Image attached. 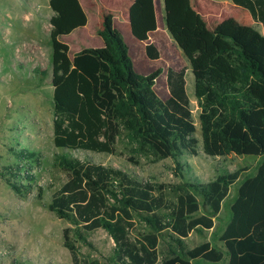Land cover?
I'll use <instances>...</instances> for the list:
<instances>
[{"label":"trees","instance_id":"trees-1","mask_svg":"<svg viewBox=\"0 0 264 264\" xmlns=\"http://www.w3.org/2000/svg\"><path fill=\"white\" fill-rule=\"evenodd\" d=\"M230 1L264 27V0ZM50 8L54 145L67 151L54 159V170L65 181L49 187V210L72 226L64 230L72 264H101L82 260L77 246H90L89 236L99 230L114 241L111 264H221L225 255L228 264H264V163L239 188L232 220L220 238L223 253L210 243L187 250L185 241L194 232L215 228L214 218L238 183L239 172L168 189L67 153L118 155L122 149L134 164L141 158L152 163L173 159L180 168L184 157L199 156L200 142L185 68L168 69L169 98L162 99L155 86L163 70L148 75L135 71L110 12L102 13L98 31L104 46L84 49L71 59L69 45L60 39L85 27L88 16L79 0H50ZM129 20L134 38L149 41L158 29L155 0H135ZM167 31L195 78L204 154L264 157V35L234 18L211 27L201 15L193 28L168 24ZM145 54L152 61L161 58L153 43ZM198 196L207 210L201 216ZM136 217L145 232H137ZM165 233L170 245H162Z\"/></svg>","mask_w":264,"mask_h":264},{"label":"rangeland","instance_id":"rangeland-1","mask_svg":"<svg viewBox=\"0 0 264 264\" xmlns=\"http://www.w3.org/2000/svg\"><path fill=\"white\" fill-rule=\"evenodd\" d=\"M47 1L0 0V264H72L71 253L64 246V230L72 226L49 210L52 200L49 187L51 184L59 187L65 181V176L54 170V159L57 154L65 155L67 150L54 145L53 48L46 27ZM159 4L168 10L165 28L168 24L193 28L197 15H201L211 27L234 18L264 35V27L250 12L230 0H159ZM160 26L159 31L166 33L162 35L170 39L159 36V42L156 41L161 52L160 62L149 60L142 43L131 36L130 27H122L135 71L146 75L158 67L164 72L169 68H185L190 72L184 54ZM164 78L165 75L157 79L155 89L162 99H167L168 86ZM187 92L196 121L200 154L195 158L184 157L180 168L173 159L152 163L141 158L139 164H134L122 149L118 155L67 153L82 160L113 166L140 181L164 185L168 189L188 183L205 184L221 175L239 172L240 179L231 187L215 229L221 234L232 219L231 208L238 198L240 186L256 175L264 157L206 156L202 150L192 72L187 78ZM30 154L35 156L31 158ZM12 184L19 188V193ZM198 200L202 207L198 216H201L207 210L203 198L198 196ZM136 224L137 232L146 231L138 217ZM208 238L206 232H195L185 241V248L192 250ZM161 239L162 245L173 243L168 233L161 235ZM212 241L218 239L213 236ZM89 242L90 246L77 243L81 259L111 264L115 244L108 234L99 230L89 236ZM193 264L212 263L193 261Z\"/></svg>","mask_w":264,"mask_h":264},{"label":"crops","instance_id":"crops-1","mask_svg":"<svg viewBox=\"0 0 264 264\" xmlns=\"http://www.w3.org/2000/svg\"><path fill=\"white\" fill-rule=\"evenodd\" d=\"M79 1L82 5L84 11L86 12V14L88 16V24L85 27L76 29L74 32H72L68 36L61 37V39H60L62 42L69 45V47H70L69 56L71 59H73L77 53L81 52L84 49L102 48L104 46V41L102 40V38H100L98 36V31L101 27V15L103 12H110L113 14L116 27L123 33V36H124L125 41L127 43L126 33L123 31L122 27H124V26L130 27L129 11H130V8L132 7L135 0H79ZM47 4H48V7H47L48 19H47L46 27H47V33L50 34V32H51L50 19L53 17L54 12L50 8V0L47 1ZM155 8H156V18H157L158 29L156 32H154L150 35L149 41L143 42V43L141 42L143 48H145L148 44L153 43L159 49L156 41L159 42V36L165 37L162 34H166V33H161V31H159L161 29L160 25H162V31H165V30L167 31V27L165 28V26H164V21L166 18H168V10L163 8L159 4V0H155ZM130 34H131V36H133L132 32H131V27H130ZM165 39L170 40L168 37H165ZM159 51H160V49H159ZM155 61L160 62L161 58L159 60H155ZM157 68H155V69H157ZM173 69H175V68H173ZM154 70H150L148 72V74H150ZM175 70L178 71L181 69H175ZM167 71H168V69H167ZM167 71L166 72L163 71V73L161 75V76L165 75V78L163 79L164 83H167V81H166L167 80V75H166ZM191 72H192V70L190 72H189V70L186 71V81H187V78H189V76L191 75ZM148 74H146V75H148ZM194 84H195V78H194ZM167 94H168V98H169V89L167 91ZM164 100H166V99H164ZM224 204H225V202H224ZM222 212H223V206H222V210H221L220 214L216 218H214L215 225H216L215 228L212 230H209V231H205L206 234L209 235V238L204 243H210L213 247H215L219 251L225 253L226 249H225L224 244L221 242L220 238H221L222 234L224 233V231L226 230L227 226L229 225V223L231 222L232 219L230 220V222L228 224L225 225L222 232H220L221 234L217 233L215 231V229L217 228L218 220L221 217ZM205 232H203V233H205ZM194 233H192L190 235V237ZM213 236H215L218 239V241L213 242L212 241ZM228 262H229V256L225 255V258L221 264H228Z\"/></svg>","mask_w":264,"mask_h":264}]
</instances>
